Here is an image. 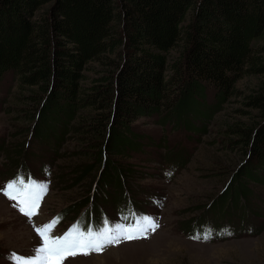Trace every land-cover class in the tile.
<instances>
[{"label": "rangeland", "instance_id": "obj_1", "mask_svg": "<svg viewBox=\"0 0 264 264\" xmlns=\"http://www.w3.org/2000/svg\"><path fill=\"white\" fill-rule=\"evenodd\" d=\"M190 19L186 15L182 25ZM176 50L169 49L166 60L176 56ZM90 65L83 71V94L100 74L97 62ZM260 82L264 75L242 71L232 93L220 102L212 99L211 89H204V98H195V116L185 117L171 106L137 115L128 129L115 127L119 130L106 140L121 149L102 150L98 127L87 128L103 108L95 109L89 100L66 124L70 131L62 126L55 138L37 136L30 90L18 86L15 71L4 72L0 189L20 166L40 176L32 179L46 184L47 191L31 220L0 191V264H14L13 254L34 253L41 241L31 227L36 220L62 212L52 233L60 235V227L74 223L89 203L98 209L97 215L101 207L110 214L118 212L125 228L143 225L144 213L151 218L157 214L160 221L143 238L121 240L99 253L69 256L64 264H264V166L258 167L247 153L253 134L242 139L228 129L263 122L262 112L246 104V95L256 92ZM18 174L20 170L15 177ZM209 231L207 240L194 238Z\"/></svg>", "mask_w": 264, "mask_h": 264}, {"label": "trees", "instance_id": "obj_2", "mask_svg": "<svg viewBox=\"0 0 264 264\" xmlns=\"http://www.w3.org/2000/svg\"><path fill=\"white\" fill-rule=\"evenodd\" d=\"M91 62L100 74L83 94ZM8 70L30 90L37 136L57 135L90 100L104 112L87 129L98 127L102 150H120L106 140L135 116L166 106L195 116L204 89L220 102L242 71L264 75V0H0V77ZM246 104L263 122L228 129L242 139L253 134L247 153L262 168L263 82Z\"/></svg>", "mask_w": 264, "mask_h": 264}, {"label": "snow or ice", "instance_id": "obj_3", "mask_svg": "<svg viewBox=\"0 0 264 264\" xmlns=\"http://www.w3.org/2000/svg\"><path fill=\"white\" fill-rule=\"evenodd\" d=\"M3 194L10 200L15 201L13 205L18 210L31 218L37 214L42 196L47 191V185L37 182L32 178L27 181L22 174H18L13 180L7 182L3 189ZM143 225L136 227H123L117 225L115 232L104 228L99 232L91 229L81 231L80 226H73L63 235H53V228L56 221L35 226V231L41 239V244L35 249L31 256L23 257L13 254L14 264H64V260L69 256L78 254L88 255L91 252H102L105 247L118 244L121 240H134L146 236L149 229L155 230L158 224L151 217H142ZM211 232H207L203 237L197 236L195 239H209Z\"/></svg>", "mask_w": 264, "mask_h": 264}, {"label": "bare ground", "instance_id": "obj_4", "mask_svg": "<svg viewBox=\"0 0 264 264\" xmlns=\"http://www.w3.org/2000/svg\"><path fill=\"white\" fill-rule=\"evenodd\" d=\"M0 198H2V197H0Z\"/></svg>", "mask_w": 264, "mask_h": 264}]
</instances>
